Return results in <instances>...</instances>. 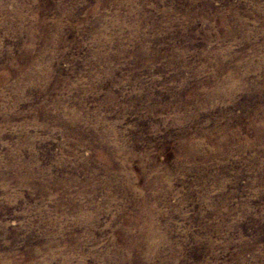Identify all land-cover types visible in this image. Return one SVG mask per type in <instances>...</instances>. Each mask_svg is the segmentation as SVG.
Segmentation results:
<instances>
[{
  "label": "rangeland",
  "instance_id": "1",
  "mask_svg": "<svg viewBox=\"0 0 264 264\" xmlns=\"http://www.w3.org/2000/svg\"><path fill=\"white\" fill-rule=\"evenodd\" d=\"M3 7L0 264H264V131H254L264 118V0ZM24 53L48 64L43 86L21 79ZM96 124L121 149L108 172L81 133ZM27 138L32 147L18 150ZM14 162L35 167L29 186L9 180ZM141 196L162 241L155 253L142 242L125 249L149 220Z\"/></svg>",
  "mask_w": 264,
  "mask_h": 264
},
{
  "label": "bare ground",
  "instance_id": "2",
  "mask_svg": "<svg viewBox=\"0 0 264 264\" xmlns=\"http://www.w3.org/2000/svg\"><path fill=\"white\" fill-rule=\"evenodd\" d=\"M10 0H0V16H9L10 15V11L9 10H7V9H5L4 7H3V3L4 2H9ZM25 2V1H24ZM25 6V5H24ZM20 7V6H19ZM19 9V8H18ZM15 10H16V8H15ZM19 11V10H18ZM17 11V12H18ZM12 12V14H14L15 13V11H11ZM19 13V12H18ZM15 15V14H14ZM17 15V14H16ZM34 16V15H33ZM10 17V16H9ZM15 17V16H14ZM25 17H23V16H21V15H17V20L16 21H21V22H23V21H25V19H24ZM33 19V18H32ZM39 19V18H38ZM7 20H8V18H7ZM28 20V19H27ZM9 21V20H8ZM11 21V20H10ZM32 22V21H31ZM42 22V21H41ZM34 23V22H33ZM105 23H106V21H105ZM36 24V23H35ZM30 25V24H29ZM39 24H37V26H38ZM108 25V24H107ZM10 26V25H9ZM34 26V25H33ZM28 28V27H27ZM26 28V29H27ZM41 28V27H40ZM39 28V29H40ZM28 30H29V28H28ZM27 30V31H28ZM34 29L32 28V30L31 31H29V33H28V35L27 36H29L28 38H29V40H28V43H27V45L24 47V51L26 50H28V52L29 51H31V49L34 47L33 45H34V43L36 42V36H34V31H33ZM26 32V31H25ZM46 33V32H45ZM54 34V33H53ZM37 35V34H36ZM42 35V34H41ZM49 35V34H48ZM99 35V34H98ZM43 36V35H42ZM42 36H40V37H42ZM45 36V35H44ZM50 36V35H49ZM101 38V37H100ZM51 39V38H50ZM39 40V39H38ZM40 41V40H39ZM50 41V40H49ZM43 42H45V41H43ZM42 42V43H43ZM48 46V45H47ZM41 50V49H40ZM43 50V49H42ZM32 51H33V49H32ZM45 51V50H44ZM32 53V52H31ZM45 54V53H44ZM31 55L32 54H30V53H24V57L22 58V62H23V64L26 66V68H27V71H25L24 73H23V76L21 77V79H23V81H25L26 82V84H28V86L31 84V86H33L34 84H38V83H41V86H43L44 84H45V82H46V78L48 77V76H46V74L43 72V68L45 69L46 67H45V65L46 64H44V66H43V63L41 62V61H37V60H35V58H33V57H31ZM33 56V55H32ZM43 57V56H42ZM44 58V57H43ZM44 60V59H43ZM41 62V63H40ZM45 62V61H44ZM12 64V63H11ZM6 66V65H5ZM46 66H48V64L46 65ZM246 66V65H245ZM245 68V67H244ZM247 69V68H246ZM245 69V70H246ZM23 70V69H22ZM47 70V69H46ZM9 71V70H8ZM103 71V70H102ZM108 71V70H107ZM106 71V72H107ZM109 72V71H108ZM111 72V71H110ZM109 72V73H110ZM246 73H248V71H246V72H242V74H241V79H242V81L246 78L245 77V75H246ZM105 75H106V73H105ZM110 76V75H109ZM240 76V75H239ZM245 77V78H244ZM101 78H103V76L101 77ZM100 78V79H101ZM107 78V77H106ZM0 79H6L4 76H0ZM98 79V78H97ZM99 79V80H100ZM226 80V79H225ZM224 80V81H225ZM239 80V79H238ZM237 80V81H238ZM101 81V80H100ZM226 81H228V80H226ZM228 83H230V82H228ZM228 83H227V85H228ZM217 85V84H216ZM226 85V86H227ZM231 85V84H230ZM27 86V87H28ZM232 86V85H231ZM242 86V85H241ZM45 87V86H44ZM230 87V86H229ZM234 87V86H233ZM8 89V88H7ZM232 89V88H231ZM239 89V88H238ZM234 90V89H233ZM217 91V90H216ZM220 92H222L223 93V91H220ZM227 92V91H226ZM230 92H231V90H230ZM233 92V91H232ZM229 93V92H228ZM216 94V93H215ZM212 95V94H211ZM229 95V94H228ZM217 96V95H216ZM208 97V96H207ZM111 98V97H110ZM57 110V109H56ZM55 110V111H56ZM74 110V109H73ZM263 114V113H262ZM69 115V114H68ZM71 115V114H70ZM69 115V116H70ZM77 116V115H76ZM263 116V115H262ZM255 117H260L257 113H255ZM81 119V118H80ZM84 120V119H83ZM259 120H260V125L257 127H254V131H255V133L257 132V134L260 132H263L264 131V118H259ZM71 121H72V124H76L77 123V121L78 122H80L79 121V119H77V118H75V116L73 117V118H71ZM86 121V120H85ZM71 123V122H70ZM101 123V122H100ZM81 124V123H80ZM99 124V123H98ZM61 125V124H60ZM92 127V126H91ZM90 127V128H91ZM103 127V126H102ZM105 127V126H104ZM77 128V127H76ZM75 128V126H74V128H73V130L74 131H76L77 132V129ZM86 128V127H85ZM94 128H98V126H97V124H96V126L94 127H92L91 129H89V128H87L88 130H85L84 128H83V130L84 131H81V133L83 132V133H89L90 134V136L91 137H93L94 138V142L96 143V144H98L99 145V148H97V149H99L98 151H97V153H96V155H97V157H98V159L104 164V168H105V170L107 171H110V169H111V166H109V164H110V159H113L115 156H117L118 154H120V152H121V149H120V146L118 145V143H116V141L115 142H111L110 140H108L107 139V135L108 134H111L112 135V133H113V131H112V133L111 132H108V131H101V133H99V132H97L96 131V129H94ZM109 128V127H108ZM71 129V128H70ZM81 129V128H80ZM100 129V128H99ZM112 129V128H111ZM22 130V129H21ZM108 130H110V129H108ZM79 132H80V130H79ZM70 133V132H69ZM72 133V132H71ZM70 133V134H71ZM81 133H78L77 132V134H79V135H81ZM86 133V134H87ZM22 134V133H21ZM76 134V135H77ZM84 135V134H83ZM255 136V135H254ZM257 136V135H256ZM255 136V137H256ZM23 143H21L22 145H20L19 147H18V150H21L25 145V147H30L31 146V144H32V140L31 139H29V138H27L26 140H23L22 141ZM77 143H79V142H77ZM196 143V142H195ZM221 143V142H220ZM197 144V143H196ZM189 145V144H188ZM198 145L199 144H197V145H194V143L191 145V147H189L188 149H190V153H188L189 155L191 154H193L197 149H198ZM244 145V144H243ZM253 145V144H252ZM32 147V146H31ZM222 147V146H221ZM30 149V148H29ZM31 150V149H30ZM219 150H220V148H219ZM242 150H243V148H242ZM13 151H14V149H13ZM26 151H27V149H26ZM123 151V150H122ZM188 151V150H187ZM21 152V151H20ZM32 152V151H31ZM12 153V152H11ZM17 153H19V152H17ZM16 153V154H17ZM14 154V153H13ZM28 154V153H27ZM195 154V153H194ZM188 155V156H189ZM12 156V155H11ZM11 156H10V158H11ZM14 156V155H13ZM33 156V155H32ZM124 156V155H123ZM16 157V156H15ZM29 157V156H28ZM96 157V158H97ZM192 157V156H191ZM191 157H190V159H191ZM31 158H33V157H31ZM134 158V157H133ZM14 159V158H13ZM18 159H19V157H18ZM129 159H130V155L128 154V155H126L122 160H121V162H123V163H121L120 165V167H117V164H116V169L115 168H113V169H115V172H117V175L118 174H120V172H123L124 170V168H122V166H126V165H128V163H130L129 162ZM16 160V159H15ZM21 160V159H20ZM115 161V160H114ZM2 163V162H1ZM15 163V162H14ZM24 163V162H23ZM3 164V163H2ZM9 164V163H8ZM31 164V163H30ZM24 165V164H21V163H19V162H16L13 166H10L9 167V165H8V167L9 168H11L12 169V171H13V167L14 166H16L15 168H14V174H11L12 176L9 178V180L10 179H12L14 182H17V184H18V186L20 185V186H29L30 185V183L31 182H29V180H31L33 177H34V175H35V173H34V171H33V168L32 167H34L33 165ZM110 165H112V164H110ZM7 166V165H6ZM5 166V167H6ZM113 166V165H112ZM35 168V167H34ZM6 169V168H5ZM8 169V168H7ZM127 169V168H126ZM3 170V169H2ZM1 170V171H2ZM6 171V170H5ZM5 171H4V173H5ZM11 171V170H10ZM105 171V172H106ZM107 171V172H108ZM42 172V171H41ZM12 173V172H11ZM130 173H128V175H129ZM3 175V174H2ZM6 175V174H5ZM131 175V174H130ZM1 176V175H0ZM38 176V175H37ZM108 176V175H107ZM142 176V175H141ZM3 177V176H2ZM111 177V176H110ZM108 179V178H107ZM1 180V179H0ZM8 180V179H7ZM11 180V181H12ZM72 180V179H71ZM2 181V180H1ZM114 181V180H113ZM3 182H4V180H3ZM110 182H112V181H110ZM156 182V181H155ZM7 184V183H6ZM21 184H23V185H21ZM60 184V183H59ZM74 184V183H73ZM63 185V184H62ZM153 185V184H152ZM34 186V185H33ZM49 186V185H48ZM155 187V186H154ZM6 188V187H5ZM123 188L126 190V191H129V192H132L133 193V186H132V180H131V177H128V176H126L125 178H124V182H123ZM150 188V187H149ZM153 190V189H152ZM124 191V190H123ZM63 192V191H62ZM80 192V191H79ZM152 192V191H151ZM151 194V193H150ZM157 194V193H156ZM142 197V196H141ZM140 197V198H141ZM147 198V197H146ZM153 198V197H152ZM145 199V198H144ZM143 199V197H142V199L141 200H139L140 202H141V204H139L140 205V207H139V210H140V215L141 214H143V215H146L147 217V219H149V220H146V222H145V227H143V228H145V229H143V228H140V226H139V228L140 229H142V230H139V234L138 233H136V234H138L137 235V237H134V238H136V243H132V245L130 244L127 248H125V249H127V251L126 252H130L134 247H139V243L140 242H142L143 243V245H145V247L143 246V245H141V247L143 246L144 248V250H148V252L150 251L151 252V249L153 250L156 246H157V244H159V242H162L161 240L160 241H158V239H157V237H156V233H155V230H154V226H153V224L150 222L151 221V219H150V216H151V214L153 213V210L154 209H152V208H150L149 206H148V208L151 210L150 212H147V211H145L146 210V207H145V203H147V202H144L145 200ZM149 199V198H148ZM89 200V199H88ZM149 204V203H148ZM135 206V205H134ZM151 206V205H150ZM80 207V206H79ZM90 207V206H89ZM151 207H154V206H151ZM78 209V208H77ZM81 209V208H80ZM149 209H148V211H149ZM79 210V209H78ZM82 210V209H81ZM145 218V219H146ZM137 220V219H136ZM135 219L133 220V221H135L134 223H130L132 226H135L136 224H137V221H136ZM139 220V219H138ZM142 221V220H141ZM148 221V222H147ZM153 222V221H152ZM138 225H140V224H138ZM141 225H143V223H141ZM136 227V226H135ZM145 230V231H144ZM60 234H61V232H60ZM165 238V237H164ZM133 239V238H132ZM160 239V238H159ZM122 241V240H121ZM124 241H126V240H124ZM129 241V240H128ZM131 241H133V240H131ZM130 241V242H131ZM134 242V241H133ZM152 242H154L153 244H152ZM163 242H165V241H163ZM48 243V242H47ZM50 243H52V242H50ZM52 244H54V242L52 243ZM135 244V245H134ZM48 245H50V244H48ZM124 245H126V244H124ZM50 247V246H49ZM48 248V247H47ZM156 249V248H155ZM153 250V252L152 253H155L156 252V250ZM136 250H138V249H136ZM47 251V250H46ZM125 251V250H124ZM125 252V253H126ZM133 252V251H132ZM142 252L144 253V251L142 250ZM149 252V253H150ZM159 252V251H158ZM50 253V252H49ZM47 254V253H46ZM54 254V253H53ZM127 255H128V253H126ZM160 254V253H159ZM147 255V254H146ZM156 255H158V254H156ZM46 256H48V254L46 255ZM50 256V255H49ZM54 256V255H53ZM142 256V255H141ZM150 256V255H149ZM3 257V256H2ZM56 257V256H55ZM123 257V256H122ZM52 258V257H51ZM131 258V257H130ZM141 258V257H140ZM144 258V257H143ZM151 259V258H150ZM147 260V259H146ZM145 260V261H146ZM125 261V260H124ZM148 261V260H147ZM7 262V261H6ZM47 263H49V261H46ZM2 263H3V261H2Z\"/></svg>",
  "mask_w": 264,
  "mask_h": 264
}]
</instances>
